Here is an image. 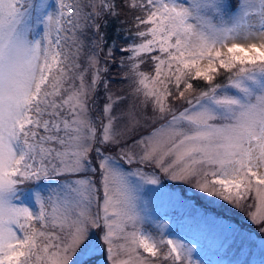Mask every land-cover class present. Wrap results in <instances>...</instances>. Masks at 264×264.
Here are the masks:
<instances>
[{"label":"snow or ice","instance_id":"6c2138e0","mask_svg":"<svg viewBox=\"0 0 264 264\" xmlns=\"http://www.w3.org/2000/svg\"><path fill=\"white\" fill-rule=\"evenodd\" d=\"M162 177L264 237V0H0V264H209Z\"/></svg>","mask_w":264,"mask_h":264},{"label":"rangeland","instance_id":"374dc122","mask_svg":"<svg viewBox=\"0 0 264 264\" xmlns=\"http://www.w3.org/2000/svg\"><path fill=\"white\" fill-rule=\"evenodd\" d=\"M111 23L117 27L115 22ZM115 38L116 35L108 37L110 41ZM146 198L152 220L167 223L173 236L178 235L195 242L203 259L209 264H229L238 258L248 264H259L262 253L258 246L264 237L249 223L245 214L226 204L214 202L215 198L206 197L187 184L164 177L162 187L156 192H149ZM223 225L238 228L245 235L251 233L254 244H241L239 241L233 243L230 234L223 230ZM145 227L154 230L152 223ZM241 247L243 253L239 251Z\"/></svg>","mask_w":264,"mask_h":264},{"label":"trees","instance_id":"16d2710c","mask_svg":"<svg viewBox=\"0 0 264 264\" xmlns=\"http://www.w3.org/2000/svg\"><path fill=\"white\" fill-rule=\"evenodd\" d=\"M116 28L114 24L110 23L109 28L107 29L108 37H113L115 35Z\"/></svg>","mask_w":264,"mask_h":264}]
</instances>
